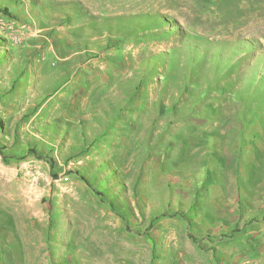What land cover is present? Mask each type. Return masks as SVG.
I'll return each mask as SVG.
<instances>
[{
    "label": "rangeland",
    "instance_id": "374dc122",
    "mask_svg": "<svg viewBox=\"0 0 264 264\" xmlns=\"http://www.w3.org/2000/svg\"><path fill=\"white\" fill-rule=\"evenodd\" d=\"M252 213L264 0H0V264H264Z\"/></svg>",
    "mask_w": 264,
    "mask_h": 264
},
{
    "label": "crops",
    "instance_id": "0c3cea01",
    "mask_svg": "<svg viewBox=\"0 0 264 264\" xmlns=\"http://www.w3.org/2000/svg\"><path fill=\"white\" fill-rule=\"evenodd\" d=\"M247 212L248 213L246 214V216H250L251 210H249ZM252 214H253V216H251V218L248 219V221H251L252 224H250L248 226L246 225V227L245 226L244 227L245 228H248V227L251 228V231L248 232L247 236L251 239H254L253 236L255 235V232L264 233L263 232L264 231V220H262L261 216H255L254 213H252ZM243 239H244L245 245H249L251 243L250 239H248V238H243ZM243 251L247 252L249 254L250 258L253 256L255 257L259 254L258 248H255V247L252 250H250V249L245 250V248H243Z\"/></svg>",
    "mask_w": 264,
    "mask_h": 264
},
{
    "label": "bare ground",
    "instance_id": "6f19581e",
    "mask_svg": "<svg viewBox=\"0 0 264 264\" xmlns=\"http://www.w3.org/2000/svg\"><path fill=\"white\" fill-rule=\"evenodd\" d=\"M74 85V84H73Z\"/></svg>",
    "mask_w": 264,
    "mask_h": 264
}]
</instances>
